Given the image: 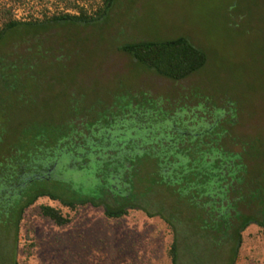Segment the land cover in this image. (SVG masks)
I'll list each match as a JSON object with an SVG mask.
<instances>
[{
    "label": "trees",
    "instance_id": "obj_1",
    "mask_svg": "<svg viewBox=\"0 0 264 264\" xmlns=\"http://www.w3.org/2000/svg\"><path fill=\"white\" fill-rule=\"evenodd\" d=\"M113 1L99 0L88 10L79 0H0V88L11 87L17 68L18 74L52 68L43 59L46 48L18 54L5 46L7 37L41 42L54 25L92 23ZM29 2L60 9L43 11L40 19L15 18ZM117 50L163 87L157 91L151 81L118 87L106 100L69 103L51 121L23 128L18 147L0 153L4 226L16 236L23 212L41 198L70 211L99 207L107 219L141 211L174 232L173 222H189L203 245L227 246L225 264H233L249 225L264 236V140L246 131L236 99L191 81L206 56L186 39L129 42ZM37 211L58 227L69 223L56 208ZM168 254L174 264V238Z\"/></svg>",
    "mask_w": 264,
    "mask_h": 264
},
{
    "label": "rangeland",
    "instance_id": "obj_2",
    "mask_svg": "<svg viewBox=\"0 0 264 264\" xmlns=\"http://www.w3.org/2000/svg\"><path fill=\"white\" fill-rule=\"evenodd\" d=\"M79 3L89 10L99 0ZM41 5L29 2L14 12L15 18L40 19L43 11L49 16L60 9L53 2ZM178 37L206 56L204 68L191 81H202V87L223 90L236 99L246 131L264 140V0H114L92 23L54 25L41 42L21 34L7 37L5 46L18 54L24 47L46 48L43 59L51 60L52 68L22 74L17 68L11 87L0 88V153L18 147L23 128L51 121L60 115L57 108L69 103L106 100L118 87L147 81L158 91L162 82L138 74L117 47ZM39 205L58 209L69 223L58 227L40 217ZM188 223L173 222L174 232L159 216L141 211L107 219L99 207L70 211L41 198L23 212L15 238L9 230L0 236V264H171L173 238L174 264H225L227 246L203 245ZM241 236L233 264H264L261 228L251 224Z\"/></svg>",
    "mask_w": 264,
    "mask_h": 264
},
{
    "label": "flooded vegetation",
    "instance_id": "obj_3",
    "mask_svg": "<svg viewBox=\"0 0 264 264\" xmlns=\"http://www.w3.org/2000/svg\"><path fill=\"white\" fill-rule=\"evenodd\" d=\"M3 188H5V187H2V185H0V203H2V201H3L2 200V194H3V190H5ZM8 230L11 233V235L15 238L12 230L7 229L6 226H4L3 219L0 217V236H7L6 234H8Z\"/></svg>",
    "mask_w": 264,
    "mask_h": 264
}]
</instances>
